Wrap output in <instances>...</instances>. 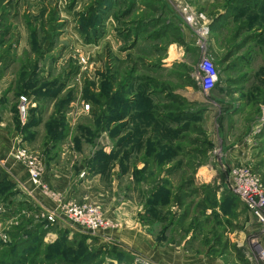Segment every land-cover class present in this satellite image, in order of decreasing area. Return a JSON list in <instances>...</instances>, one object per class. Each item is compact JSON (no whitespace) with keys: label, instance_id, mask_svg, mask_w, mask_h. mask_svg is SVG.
Wrapping results in <instances>:
<instances>
[{"label":"rangeland","instance_id":"obj_1","mask_svg":"<svg viewBox=\"0 0 264 264\" xmlns=\"http://www.w3.org/2000/svg\"><path fill=\"white\" fill-rule=\"evenodd\" d=\"M172 43L185 53L168 81ZM205 61L217 73L209 92ZM0 130L38 151L43 174L59 152L89 179L78 201L118 225L101 231L104 245L80 233L57 246L34 238L36 264H153L131 247L133 230L225 264H264V167L241 157L251 141L264 157V0H0ZM14 148L0 152V244L10 248L41 222L72 229L46 226L26 181L4 173L26 171Z\"/></svg>","mask_w":264,"mask_h":264},{"label":"crops","instance_id":"obj_2","mask_svg":"<svg viewBox=\"0 0 264 264\" xmlns=\"http://www.w3.org/2000/svg\"><path fill=\"white\" fill-rule=\"evenodd\" d=\"M219 20L220 19L216 18L215 22L213 23V24L216 23V27L219 25ZM212 33L217 34L218 29L216 30L213 29ZM184 53H185L184 49L181 50V48L177 47L176 44L172 43L168 45L166 55L163 56V59H162L163 77L165 78V80L169 81L170 74L172 72L170 71V69L171 68L174 69V67L172 66H175L176 68H180V66L183 65ZM179 63L181 64L178 66ZM4 135H5V132H2L0 130V152H3L4 150H6L7 147L9 148V151H10L11 149H13V147L16 146V141L14 139V136H11V138L12 137L13 138L11 140H8V138L5 139ZM251 143L252 141L247 146L248 149L246 150L245 155L241 157L243 160L250 161L253 166L257 165V163L259 164V162H262L261 165L259 164L260 167L262 168L264 167V157L259 156V158L256 159L257 158L256 155H254L253 152L250 151ZM243 146H246V144H243ZM36 152L38 153V151ZM76 155H78L77 152L76 153L74 151L71 152V156L73 158L72 163L74 162ZM58 159H59V152L55 154L53 158H51L49 165L45 163L47 169L45 168V172L42 176L43 182H45L52 191L60 195L59 197L62 199H68V198H73L76 200L80 199L79 197H81L83 193H87L89 191L88 177H84V178L81 177L79 178V180H76V175L78 174L80 170L77 173H75V170L74 172L71 173V170L69 168V163L59 162ZM8 165H9L8 167L9 170L4 169V173L9 172L11 176L21 177L26 181L24 184L27 185V188H26L24 195H28L32 197L33 198L31 199L33 200L32 202H34L35 205L38 206V209H40V211L41 210L49 211L50 209L56 208V206L59 203L58 198H53L51 196L49 197L48 195L44 194L42 191L38 189H34L28 179V175L26 171L25 170L20 171L19 164L15 163V164H8ZM96 172L97 171L94 172V179H98V177L95 176L97 174ZM39 234H40V231H32V235L35 237L39 236ZM115 234H112L111 236L114 237ZM59 235L61 236L66 235V237L69 240H71L72 238L77 237V235L79 234L73 228L72 229L67 228L64 230H48L42 236L41 243L52 244L53 242H56L57 240H59V237H61ZM129 237H130L129 243L131 247H133L137 251L146 255L152 261L153 264H225L222 260H220L216 256L198 253L194 250H187V249L185 250L183 248L175 247L174 244L170 242H164V241L160 242L156 240L155 238H153L152 235L145 234L141 230L131 231ZM90 239L94 240V246H96V244H100V245L105 244V241H104L105 237L101 234V232L94 236H91ZM20 248H21L20 246H14L10 248L9 245H4L1 243L0 244V264H14L11 261V259L7 258L6 253L7 251L9 252V250H6V249H11V251L16 249L18 250V252L23 251L24 253H28L30 251L28 247H26L25 249H23L22 247L21 250ZM16 261H17L16 264H30V260L26 261V260H20L18 258ZM54 261L56 262L58 260H54Z\"/></svg>","mask_w":264,"mask_h":264},{"label":"built area","instance_id":"obj_3","mask_svg":"<svg viewBox=\"0 0 264 264\" xmlns=\"http://www.w3.org/2000/svg\"><path fill=\"white\" fill-rule=\"evenodd\" d=\"M201 87L203 91L209 92L214 87L217 81V73L215 68L205 61L201 65ZM21 99L25 101V97L21 96ZM87 105L85 109H88ZM14 159L22 164L27 171L28 179L34 189L42 191L49 197L58 198L59 203L56 208L44 211L41 213L46 226L50 223H57L58 221H66L72 226L73 229L79 234H87L88 236H94L100 233L104 229H111L117 227V223L111 220L99 207L86 202H79L76 199L60 198L56 192L52 191L45 182H43L42 176L44 171V165L42 159L36 154V151L28 150L22 144H17L13 152ZM254 184L249 182L244 186L243 195L248 199L252 192H256L257 189H253ZM264 207V206H263ZM255 216L263 221V217L256 211Z\"/></svg>","mask_w":264,"mask_h":264},{"label":"trees","instance_id":"obj_4","mask_svg":"<svg viewBox=\"0 0 264 264\" xmlns=\"http://www.w3.org/2000/svg\"><path fill=\"white\" fill-rule=\"evenodd\" d=\"M140 22V23H139ZM137 24V25H136ZM142 24V25H141ZM135 25H136V28H135V31H138L139 29L142 31V29H144V23H142L141 22V20H138V21H135ZM133 79V78H132ZM128 82H126V83H131V78H128V80H127ZM102 91V90H101ZM103 96H104V93H103ZM111 99V98H110ZM115 100H112V101H107L108 103H113ZM134 107H137V104H134ZM139 115V114H138ZM107 119V121H110V120H114V119H116V118H106ZM120 120H121V118H120ZM66 135V134H65ZM10 183V184H9ZM7 185H8V187L9 186H12L13 187V185L11 184V182H8L7 183ZM42 224H40L39 225V227H37V229H38V231H40V234H39V236H37V237H33V236H31V238L30 237H27L25 240L23 239V238H20V239H18V242H16V243H14V245H13V247L14 246H20L21 248L23 247V249H25L26 247H28V246H32L33 247V239L35 238L36 239V242H37V244L35 245L36 247H39L40 245H42L43 243H41V241H42V236L44 235V233L47 231L46 229H44L43 228V222H41ZM66 237V235L65 236H61L60 238H59V240H57L56 242H54L53 243V245L54 246H57V245H60L61 244V242H63V241H66V239H64ZM75 238V237H74ZM25 244V245H24ZM21 248H20V250H21ZM37 248H36V250L34 251V250H32V252H28V253H24L23 251H21V252H18V250H13V251H11L10 253H12L11 255H9L8 253V251H7V253H6V255L7 256H11V261L14 263V264H16V260L19 258L20 260H30V264H36V260H35V254L37 253ZM31 251V250H30ZM83 253H88L87 251H85L84 250V252ZM94 254V253H93ZM91 252H89L85 257H84V259L82 260V263H84V262H89V260L91 259V255H93ZM28 255V256H27ZM29 256H30V258H29ZM32 257V258H31ZM49 262V261H48ZM21 263V262H20ZM53 262H49V264H52ZM120 263V262H119Z\"/></svg>","mask_w":264,"mask_h":264}]
</instances>
